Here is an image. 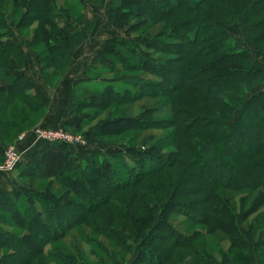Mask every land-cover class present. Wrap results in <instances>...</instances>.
Listing matches in <instances>:
<instances>
[{
	"label": "trees",
	"instance_id": "obj_1",
	"mask_svg": "<svg viewBox=\"0 0 264 264\" xmlns=\"http://www.w3.org/2000/svg\"><path fill=\"white\" fill-rule=\"evenodd\" d=\"M10 3L12 8L8 9ZM20 8L24 11L22 10V16L17 23L19 28H28L34 21L51 22L56 27L53 17H64V14L58 9L57 0H0V79L8 82L5 89L1 90L0 87V100L3 96H13L31 113H39L44 105L40 95L33 91V80L24 73H9V56L19 59L24 52L15 42L8 43L3 40L14 36L11 22L15 21L11 19ZM108 16L114 28H128L130 32L146 35L142 44L150 47L152 52L177 56H169L168 59L159 57V60H168L169 63L166 67H161L164 75H161L163 81L160 83H149L130 75L125 84L127 86H123L121 90L116 84L108 83L101 90L91 89L90 85H86V92L91 96L118 103H124L126 98H138L142 94H155L154 91H149L152 89H158L159 96L175 97L170 103L173 117L166 122L167 128L174 127L168 136L174 141L171 144H174L175 152L166 154L165 157L178 169L183 168L185 173H166L163 176L165 182L168 180L166 185L156 178L146 180L151 172L148 169L141 173L139 171L137 179L125 181L126 179L115 177L108 159L94 153L77 157L68 143L55 141L49 142L41 151L32 155L30 165L20 170V179H59L64 175L74 189L81 185L85 190L89 189L88 192H92L91 183L101 182V189L114 195L128 188L135 189L141 183L162 192L168 189L171 178H177L183 183L177 194L182 198L192 196L191 200L201 210V216L192 220L204 229L197 228L193 233L187 234L169 222L171 213L164 211L168 202L159 208L163 202H158L159 197L156 196L153 197L154 204H146L140 201L139 192L136 190L131 192V198L138 202L139 212L143 213L137 215L123 207L120 211H114L111 216L115 223L105 227L104 233L107 237L125 253L135 252L131 264H170L175 249L183 248L192 249L194 255L201 259L199 264H215L214 259L202 247V241L207 236L223 233V237H227L240 250L234 257L242 258L244 254L247 258L246 264H251L246 251L250 244L225 192H251L264 188V90L248 96L243 89L242 91L236 87L244 83L249 90L262 83L264 66L253 59L227 27L238 23L245 33L264 29V0H113ZM160 25L165 28L160 29L161 32L157 35L159 37H151V32L147 31ZM68 36L76 44L82 40L77 30H69ZM56 37L58 39L59 35ZM261 37L263 42L264 34ZM254 42L257 44V54L264 58V49L256 38ZM105 43L106 48L99 56L113 54L115 46L120 45L134 53L140 62H149V56L158 62V57L140 49L132 39L111 38ZM50 48L52 54L67 57V51L61 49L62 46L52 43ZM123 64L125 71L135 69V65H125V62ZM112 67L113 61L109 68ZM179 92L200 95L214 104V108L209 110L197 107ZM10 102L13 99H5L1 103V106L5 105L3 110L6 114L0 115V124L3 128L18 132L15 134L17 137L27 126L13 121L18 114L10 110ZM74 103L72 99L71 107ZM253 103L257 104L255 110L251 107ZM205 111L209 113L204 116ZM238 112L239 117L235 120ZM250 113L254 119L262 122L254 133L247 131L250 128ZM195 120L199 122L193 125ZM121 121L125 119H119ZM121 123L125 125L127 120ZM191 125L194 130L189 129ZM180 134L185 136H179ZM128 150L132 151L129 158L134 160H141V154L144 155L143 151L133 147ZM108 155L113 159H120L118 152ZM3 157L0 149V163ZM129 169L126 167L127 171ZM129 176L128 174L127 177ZM65 194V191L60 190L57 193L34 195L39 205H32L26 202L27 197L23 191H17L13 195L0 191V209L14 216L18 228L28 232L27 235H22L0 230V250H9V253L0 257V264H40L35 262L40 255L56 256L63 264H89L78 253L71 254L62 249L45 252L47 244L61 240L74 226L87 221V215L94 210L91 208L94 203L89 202L86 205V195L80 194L79 201L76 202L66 200ZM129 232L133 234V242L127 234ZM87 244L91 248L88 254L93 256L90 264H105L104 259L96 255V251L104 254L110 264H121L103 242L89 238ZM74 246L79 251L76 243Z\"/></svg>",
	"mask_w": 264,
	"mask_h": 264
},
{
	"label": "rangeland",
	"instance_id": "obj_2",
	"mask_svg": "<svg viewBox=\"0 0 264 264\" xmlns=\"http://www.w3.org/2000/svg\"><path fill=\"white\" fill-rule=\"evenodd\" d=\"M82 2L79 0H57L58 9L62 11L64 17H53L56 27L51 22L34 21L28 28H19L17 23L22 16V10L24 11L22 8L11 19L15 21L11 22L14 36L3 40L8 43L15 42L24 53L23 57L19 59L12 55L9 56V73L25 74L26 72L30 74L32 78L29 77L34 82L33 91L40 95L44 106L39 113H31L24 104L13 96H11L12 98L10 96L1 97L0 115L6 114L3 110L5 108L3 107L4 104L1 106V103L5 99H13L9 107L12 112L18 114L16 120L13 121L27 126L22 133L15 137L18 132L3 128L0 124V145H2V151L4 153L10 147L17 149V153L20 156L16 166L17 169L23 156L22 149L27 143L37 139H40L39 143L46 141L39 138L38 130H64L78 141H81L79 145L68 144L77 157L82 158L87 154L94 153L99 155V157L108 159L114 169L115 177H120L122 180L126 179L125 181L137 179L139 171L141 173V171L148 169L151 172L146 180L150 181L156 178L159 181L161 180L163 185H166L168 180L166 182L163 180V176L166 173H174L175 171L182 172V174L185 173L183 168L178 169L168 157H165L166 154L175 152L174 144H171L174 141L168 136L172 133L174 127L167 128L166 125V122L169 121L168 119L173 117L170 103L173 102L175 97L159 96L157 95L159 90L152 89L149 91H154L155 94H142L138 98H126L127 101L124 103H118L91 96L86 92V89L90 85L91 89L101 90L106 84L112 83L116 84L117 88L121 90L123 86H127L125 84L128 82L127 77H130V75H134L137 79H142L149 83H160V81H163L161 75H164L161 67H166L169 63H167L168 60H164L165 62L159 60V57L168 59L170 55L152 52L150 47L144 46L142 40L146 38V35H142L140 32H130L128 28L125 30L114 28L108 16L113 0H82ZM7 8H12L11 3ZM133 9L129 8V10ZM83 17L89 22H86ZM257 20L258 18L255 21ZM164 28L160 25L154 30L147 32H151V37L156 35L155 38H157L159 37L157 36L159 35L158 33L161 32L160 29ZM227 28L234 38L252 55L253 59L264 66V58L257 54V44L254 42V38H256L260 43V47L264 49V41L261 42L264 29L259 28L250 33H245L238 23L229 25ZM69 30L80 32L82 40L78 44L73 43L72 39H70L71 37L68 36ZM56 35H59L58 39ZM111 38L132 39L140 49H145V51H148L147 53L150 52L152 56L158 57V62L153 58L150 59V56L148 57L149 62H140L134 53L120 45L115 46L113 54L99 56L100 52L106 48V40ZM155 38L153 39L156 40ZM52 43L62 46L61 49L67 51V57L63 58L59 56L60 54L58 56L52 54L50 48ZM173 56L176 57L177 54H171L170 57L172 58ZM112 61L114 67L109 68ZM124 62L125 65L127 63L135 65V69L133 71H125ZM87 73L89 76L86 75ZM84 78L87 79L86 82H83ZM7 83L6 80L0 79L1 90L5 89ZM236 87L240 90L243 89L250 96L253 93L264 90V81L249 90L248 85L244 83ZM179 94L189 99L197 107H205L209 110L214 108V104L209 103L208 100L206 101L200 95L189 92H179ZM72 99L75 103L71 107ZM251 107L252 110H255L257 104L253 103ZM205 112L204 116L209 113ZM42 117L43 119L47 118L44 121L42 119V124H40L41 122L38 123V121ZM238 117L239 112L235 120ZM132 118L135 119L133 120ZM248 118L250 119V128L247 131L254 133L262 125V122H258L256 118L254 119L251 113ZM119 119H125L127 123L123 125L121 122L125 121L119 122ZM36 121L38 124H36ZM69 121L72 123L70 126L66 124ZM198 122L195 120L193 125L194 123L198 124ZM193 125L189 126V129L194 130ZM179 136L184 137L185 135L180 134ZM183 140L185 141L184 138ZM131 147L143 151L144 155L141 154V160L129 158L128 155L132 151L128 149ZM111 152H118L120 159H113V157L108 155ZM6 159L3 157L0 166L5 163ZM126 167L130 169L127 171ZM15 170L4 172L0 169V175L4 176L6 173H12ZM134 171H138V173ZM133 173L135 174L132 176ZM128 174L130 175L129 177H127ZM21 181L24 182V185L8 193L13 195L17 191H23L27 197L25 199L26 202L32 205L38 204L37 200L34 199V195L57 193L60 190L67 193L65 194L66 200L77 202L79 201V195L82 194L87 197L86 205H89V202L94 203L91 206L94 210L87 215V221L74 226L61 240L49 243L45 247V252H55L57 249H62L71 254L78 253L89 264L93 259V256L88 254L91 251L90 246L87 244L89 238L103 242L106 248L112 251L111 255L119 260L121 264H131L135 258L136 254L134 251L125 253L104 233L106 232L105 227L115 223L111 215H113L114 211H120L121 207L130 209L136 212L137 215L143 213L139 212L138 202L131 198L132 191L137 190L140 201L149 205L154 204L153 197L156 196L159 197L158 202H163L159 208L168 202L164 206V211L171 213L168 218L169 222L187 234L193 233L197 228H202V226L196 225V222L192 220L201 216V210L191 200L192 196L190 198H182L177 194L183 184L177 178H171L168 189L162 192L152 190L144 183H141L135 189L128 188L114 195H109L107 191H103L101 182L91 183L90 190L92 192H88L89 189L85 190L81 185L74 189L70 182H67L64 175L59 179L33 177L32 179H21ZM174 192H176V195H174ZM225 194L228 202L236 211L240 228L250 244L246 251L249 253L251 264H264V188L251 192L227 190ZM253 211L255 212L252 215L250 212ZM100 212H102L101 215L99 214ZM17 223L14 216L10 213H4L0 209V230L27 235L28 232L18 228ZM79 231L82 232L79 233ZM127 234L131 242H133V239H131L133 234H130V232ZM74 243L79 247V251L76 250ZM202 243L204 244H202V247L214 259L215 264H246L247 262L244 254L242 258L234 257L240 250L236 249L227 237H223V233H219L217 236H207ZM196 246L198 245L196 244ZM5 253H9V250L8 252L0 250V257H3ZM95 253L98 257L104 259L105 264H110L109 259L104 254L98 251ZM232 258L234 259L232 260ZM36 261L40 262V264H63L56 256L47 257L40 255L35 259ZM189 263L199 264L201 259L194 255L192 249H175L174 253H172L170 264Z\"/></svg>",
	"mask_w": 264,
	"mask_h": 264
},
{
	"label": "crops",
	"instance_id": "obj_3",
	"mask_svg": "<svg viewBox=\"0 0 264 264\" xmlns=\"http://www.w3.org/2000/svg\"><path fill=\"white\" fill-rule=\"evenodd\" d=\"M23 72H25V71L23 70ZM25 74H27L28 76H30L32 78V76L30 74H28L26 72H25ZM84 81H87V79L84 78L83 82ZM65 112L67 113V111H65ZM57 114H60V113H57ZM46 118H44L42 121L46 120ZM40 124H42V122ZM66 124L70 126L72 123L69 121V122H66ZM39 140L40 139L30 141V143H27L25 145V147L22 149L23 150V156L21 157L20 165L14 172L6 173L4 176L0 175V189H2L5 192H11V190L14 191L15 189L19 188L21 185H24V182L21 181L20 176H19L20 170L23 167H27L30 165V163L32 161V155L35 152L41 151L45 146H47L49 144V142H46V141L43 143H39ZM0 149L3 150L2 145H0ZM253 212H250V213H253Z\"/></svg>",
	"mask_w": 264,
	"mask_h": 264
},
{
	"label": "built area",
	"instance_id": "obj_4",
	"mask_svg": "<svg viewBox=\"0 0 264 264\" xmlns=\"http://www.w3.org/2000/svg\"><path fill=\"white\" fill-rule=\"evenodd\" d=\"M39 138L45 139L48 142H65L68 144H81V141H78L76 138L72 137L64 130L59 131H40ZM4 157L7 158L5 163L0 166V169L4 172H11L16 169V166L19 162V154L17 153V149L15 147H10L4 151Z\"/></svg>",
	"mask_w": 264,
	"mask_h": 264
}]
</instances>
